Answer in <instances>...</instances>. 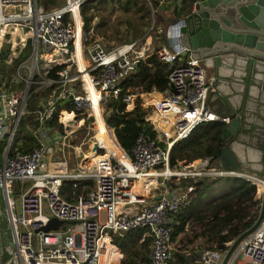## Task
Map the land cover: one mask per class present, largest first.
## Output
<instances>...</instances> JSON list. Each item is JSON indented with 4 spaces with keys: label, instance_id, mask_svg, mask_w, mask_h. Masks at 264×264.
I'll return each mask as SVG.
<instances>
[{
    "label": "built area",
    "instance_id": "2783aa9c",
    "mask_svg": "<svg viewBox=\"0 0 264 264\" xmlns=\"http://www.w3.org/2000/svg\"><path fill=\"white\" fill-rule=\"evenodd\" d=\"M84 1L67 0L48 7L39 0H0V60L7 47L4 61L12 66L0 72V188L9 219L3 225L0 207V264H107L104 255L109 260L119 256L118 264H122L124 251L115 240L116 232L138 228H146L143 238L151 239L150 264H170L175 252V214L190 204L195 188L189 184L175 189L182 177L204 182L228 175L245 177L262 200L264 174L224 166L219 156L220 165L201 172L173 170L182 167L171 164L175 143L202 122L231 119L210 104L206 65L192 56L190 47L176 49L166 41L154 45L148 39L132 40L108 47L96 37L85 43V35L94 33V28H85L80 12ZM28 48L29 54L22 57ZM153 53L170 68L169 86L142 88L137 93L132 89L140 86H124L140 61ZM40 84L49 92L40 95L30 110ZM90 85L99 92L96 101ZM154 91L159 96H150ZM138 93L141 105L151 107L145 119L154 132L142 129L129 152L108 123L112 112L108 103L112 97H122L123 110H132L139 106ZM65 111L73 116L70 126L65 123ZM30 112L33 119L22 127ZM99 117L122 155L96 135L97 125L88 138L74 141L73 134L85 119L97 124ZM30 134L34 139H25ZM95 143L98 147L93 152ZM91 153L96 158L87 164ZM146 177L156 178V184L147 193L135 190L136 183ZM174 177L179 182L169 185L167 181ZM66 182L72 184L73 192L79 190L75 200L63 194ZM158 192L163 193L161 198L151 196ZM52 217L65 222L45 229ZM234 239L226 241L224 249L203 248L196 261L223 264ZM225 264H264V216L238 242Z\"/></svg>",
    "mask_w": 264,
    "mask_h": 264
},
{
    "label": "trees",
    "instance_id": "16d2710c",
    "mask_svg": "<svg viewBox=\"0 0 264 264\" xmlns=\"http://www.w3.org/2000/svg\"><path fill=\"white\" fill-rule=\"evenodd\" d=\"M54 1L55 3L62 2L61 0ZM193 2L194 0H182V7H179L180 3L175 1L171 6L172 14L175 16L185 14L190 10ZM116 3L124 7L126 11H129L132 6L137 11H151L142 0H85L81 5V15L84 19L86 30L90 31L94 25V29L98 31L104 23L102 21L96 25L93 24L94 17L96 16V13L93 11L95 7L115 5ZM154 4L155 10L161 9L162 5L160 4V0H154ZM161 21L162 17L159 22L156 20V23L159 24ZM6 54L7 47L1 53L0 72L6 69L12 70V66H8L4 61ZM169 71L168 64L162 62L153 53L145 60L140 61L138 70L126 78L123 84L126 87L142 85L143 90H151L153 87L162 90L169 86ZM38 92L39 94H43L41 91ZM33 95L35 96V103H37L40 97L37 93ZM29 105L30 109L36 107L32 102ZM108 105L112 108V112L108 116V123L115 127L117 138L127 151L131 152L136 138L142 129H146L152 133L154 132L152 124L145 119L148 110L142 108L141 105L132 110H123L122 97L110 98ZM54 123H57V121L55 120ZM225 124L226 122L221 120H209L200 123L188 137L179 140L173 146L171 155L172 166L182 163L186 165L191 163L196 157V159L210 158L213 162H217L218 158L216 156L220 155L224 145L229 144V139L223 136ZM98 137L106 138L108 140L107 143H112L115 146V151H122L109 136L106 124L99 131ZM25 139H34V136L32 134L26 135ZM112 144L107 145L113 149ZM210 154H214L215 158H212ZM180 161L183 162L181 163ZM198 162H202V160ZM198 162L193 163V165ZM189 184H195V188L190 192V204L175 214V231L172 237L173 240H176L178 235L182 234V239H180L181 243H179L170 264H201L196 261L200 251L193 250V252L187 254L183 250L196 244H206V246L208 245L207 247L216 245L224 249L227 247L225 244L226 241L237 237L242 231L250 227L255 220L254 216L246 219L250 214V210L248 209L249 205H246L245 202L247 200H253L256 193V186L251 184L245 177L228 175L218 178L213 182H204L202 178L193 179L191 177H182L178 185L185 187ZM71 185V183H65L63 194L68 199L75 200L79 190L75 189L76 192H73L74 188ZM227 185L230 186V189L223 191L219 197H215ZM210 197V202L205 205V200ZM204 210H208L216 222L220 221V226L210 230L205 223H200L198 226L187 230L186 224L188 220L194 215H196V218L201 219L203 216L201 213ZM228 227V231L222 233ZM145 229L138 228L135 230L116 232L115 240L122 246L124 251L122 264H150L151 239L149 237L143 238Z\"/></svg>",
    "mask_w": 264,
    "mask_h": 264
},
{
    "label": "water",
    "instance_id": "95a60500",
    "mask_svg": "<svg viewBox=\"0 0 264 264\" xmlns=\"http://www.w3.org/2000/svg\"><path fill=\"white\" fill-rule=\"evenodd\" d=\"M163 37L176 49L182 46L190 47L192 56L200 60L214 57L219 64L226 59L225 55L233 54V67L245 66V63L239 59L242 56L248 68L256 69L257 64H264V0H194L190 11L174 18L165 27ZM72 90L74 91L75 87ZM72 96L71 94L66 98V101ZM222 99L231 116L223 128V136L228 139L233 135L240 137V134L248 131L250 127L246 107L242 104H234L227 97ZM65 123L70 126L74 123V119L69 118ZM253 126L254 122L252 129ZM97 147L98 143H95L93 152ZM219 159L227 167L243 166L240 155L230 144L223 146ZM162 195V192L151 193V196L157 199ZM263 216L264 193L260 211L254 222L233 240L223 264L238 242L257 227ZM64 222L63 219L52 217L44 228L49 229Z\"/></svg>",
    "mask_w": 264,
    "mask_h": 264
},
{
    "label": "rangeland",
    "instance_id": "374dc122",
    "mask_svg": "<svg viewBox=\"0 0 264 264\" xmlns=\"http://www.w3.org/2000/svg\"><path fill=\"white\" fill-rule=\"evenodd\" d=\"M62 2H58L55 3L54 0H39L40 4H43L44 6H48V7H53V6H57L60 4L65 3L67 0H61ZM143 3H145L147 5V7H149L151 9L150 12H147L146 10H141V11H137L134 6L131 7V9L129 11H126V9L124 7H122L119 4H115V5H105V6H101L99 8H96L93 10L96 13V16L94 17L93 20V24H97V23H101L102 21L104 22L103 25L100 27V29H98V31L95 29L94 33H89L88 35H85V43L89 42L92 38H100L102 41H104L108 47H110V45H117V44H121L123 42L126 41H130L132 39H138V40H145L150 37L156 40L159 39V37L161 35H163V31L165 29V27L171 22V19L167 21L166 24L161 23L160 25L156 23V20L159 22L161 17H162V10L161 9H156L155 10V4H154V0H142ZM81 12V10H80ZM83 18V17H82ZM165 18V17H164ZM160 44V43H159ZM30 49H26L23 54L22 57L26 56L27 54H29ZM31 62V61H28ZM138 86H142V85H138ZM34 87V86H33ZM142 88L141 87H134L133 90L135 91V93H137L138 91H140ZM38 91H41L43 94H39ZM49 92V88L43 86L42 84H40V86L37 89V94L40 97V95H47ZM139 97H138V102L139 105H141V95L140 93ZM34 95H32L31 100H34L33 105H36L35 103V99H34ZM142 106V105H141ZM142 108H144L142 106ZM29 109H30V105H29ZM147 110H151V107L145 108ZM32 110V109H30ZM33 115L34 113H29L27 114V116L24 117V119L21 121V126L23 127L25 125V122H30L33 119ZM69 118H66V120ZM99 121L102 120H97V124H95V121L93 122V119H85L84 122L81 124V126L76 130V132L73 134V139L74 141L80 143L81 141L85 140L86 138H88L95 130V125L96 126V131L97 128L99 126ZM75 125V124H74ZM98 136V134H96ZM103 139V138H102ZM105 140V142L107 143V139H103ZM234 141L230 142V146L238 153L240 154V149H238L237 147H233L232 143ZM108 144V143H107ZM85 149V147H84ZM86 150V149H85ZM121 151V150H120ZM117 154L122 155V153H119L118 151H115ZM122 152V151H121ZM198 153V151H197ZM94 154H88L86 157L87 159H91L90 156H92ZM212 156H215L214 154H210ZM197 158V157H196ZM194 159L192 163H189L187 165H183V161L182 163V167L178 166V167H172L173 170H177V171H183L184 168L188 165L192 164V168H186V171H199L201 170V168H203V163L202 162H198L201 161L202 159H206V158H198V159ZM92 160V159H91ZM198 160V161H196ZM242 160V159H241ZM85 162L88 164L89 162L87 160H85ZM198 162L196 164L193 165V163ZM214 164V163H213ZM196 166L198 168H196ZM247 169L252 170V172H258L259 174L264 173V163H259V162H252V165H246ZM169 185H174L176 186V183L179 182L178 179L176 177H174L171 181L168 180L167 181ZM178 188H182V187H178V185L175 187V189ZM230 189V186H226L224 187L221 191H219L217 193V195L215 197H219L223 191H227ZM17 196V195H16ZM212 197V198H215ZM210 198H207L205 200V205H207V203L210 202ZM260 197H258V190L256 189V193L254 195V198L252 201L247 200L245 202L246 205H249L248 209L250 210V214L246 217V219H249L250 216H254L256 218L257 213L259 212L260 208H261V202L262 200H259ZM0 207L2 209V223L3 225H7L8 224V215H7V208H6V204H5V200L3 197V193L1 191L0 188ZM202 207H204V205H202ZM201 207V208H202ZM203 216L201 219L196 218V215L192 216L187 224H186V229L190 230L192 229V227L198 226L200 223H205V225L207 226V228H209L210 230L214 229V228H218L220 225V221L216 222L215 218H213L211 216V214L209 213L208 210H204L201 213ZM229 229L226 228L224 229L222 232H227V230ZM236 238V237H235ZM180 239H182V234H179L177 239L174 240V246L175 249L174 251L177 250L179 243H181ZM208 246V245H207ZM206 244H196L195 246H189L188 248L184 249L183 251H185L186 253L190 254L191 252H193V250L196 251H200L203 248L207 247ZM175 254V252H174Z\"/></svg>",
    "mask_w": 264,
    "mask_h": 264
},
{
    "label": "crops",
    "instance_id": "0c3cea01",
    "mask_svg": "<svg viewBox=\"0 0 264 264\" xmlns=\"http://www.w3.org/2000/svg\"><path fill=\"white\" fill-rule=\"evenodd\" d=\"M175 1H178L180 3L179 7H182V0H160V4L163 8L161 6L162 21L159 25L161 23L166 24L168 20L171 19L172 21L174 18L184 15L181 14L179 16H175L172 14L171 6L175 3ZM93 30L95 31V29ZM147 39L149 42L152 41L154 45H158L159 43L165 41L163 35H161L158 40H153L152 37H147ZM132 40L138 39L134 38ZM110 47H112V45H110ZM232 55L233 54L225 55L226 59L219 64L216 62L214 57L203 58L201 59V62L206 65L208 70V81L211 84L210 104L212 107L220 114L229 115L226 103L222 99L223 97L229 98L236 105L242 104L246 107V116L250 122V127L249 124H247L249 127L248 131L242 132L240 137H237L236 135L231 136L228 143L230 144L231 141H234L232 143L233 147L240 149L239 155L242 159V167L247 169L246 165H252V162L264 163V64L259 63L256 66L257 70L255 68L251 70L250 67L248 68V65L241 56L239 59L245 63V66L233 67ZM140 87L143 88L142 86ZM150 96H159V93L154 91L150 93ZM253 122L254 126L252 129ZM109 147L112 149L111 146ZM113 150L115 151L114 145ZM118 152L122 153L121 151ZM90 157L92 160H86L89 163H93L96 155H92ZM73 158L76 161L79 160L78 158ZM148 181L149 187L157 182L156 178L149 179ZM145 192L148 191L145 190Z\"/></svg>",
    "mask_w": 264,
    "mask_h": 264
},
{
    "label": "bare ground",
    "instance_id": "6f19581e",
    "mask_svg": "<svg viewBox=\"0 0 264 264\" xmlns=\"http://www.w3.org/2000/svg\"><path fill=\"white\" fill-rule=\"evenodd\" d=\"M77 15H78V17H79V14L77 13ZM79 34H80V23H79ZM81 52V47H80V45H79V48H78V53H80ZM82 64V63H81ZM89 91H90V95H91V97L96 101L97 99H98V95H99V92L98 91H96V89H95V87L94 86H92V85H90L89 86ZM65 113H67V118H72L73 116L72 115H69L68 114V112L67 111H65ZM98 120H102V121H99V126H98V128H97V134H99V131L104 127V125H105V122H104V120L101 118V117H99L98 118ZM202 163H203V168H201V170H199V171H197V172H201L202 170H204V169H207V168H209V167H213V166H216V165H220V161H219V159H218V161L217 162H213L210 158H206V159H202ZM214 163V164H213ZM193 166H192V164L191 165H188V166H186L185 168H184V171H186L185 169L186 168H190V169H193L192 168ZM196 168H198L197 166H196ZM189 171H191V170H189ZM149 179H153V178H141L137 183H136V185H135V190H137V191H139V192H144V193H147V192H145V190H147L148 191V188H149V184H148V180ZM145 181H147L146 183V188H144V184L143 183H145ZM157 181V180H156ZM262 185L260 184L259 185V193L261 192V190H262ZM103 260H104V262L105 263H107V264H118L119 263V256L118 257H116V258H114L113 260H109L108 259V257H107V255H104L103 256Z\"/></svg>",
    "mask_w": 264,
    "mask_h": 264
}]
</instances>
